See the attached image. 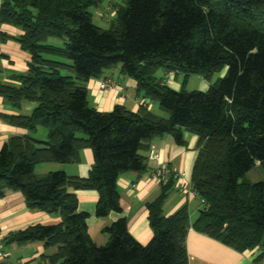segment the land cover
I'll return each instance as SVG.
<instances>
[{
    "label": "trees",
    "instance_id": "trees-1",
    "mask_svg": "<svg viewBox=\"0 0 264 264\" xmlns=\"http://www.w3.org/2000/svg\"><path fill=\"white\" fill-rule=\"evenodd\" d=\"M102 1L1 0L0 26L18 34L0 31V43L16 42L29 61L26 73L0 81V98L16 110L33 105L27 116L2 119L30 133L44 128L47 139L9 138L0 149V188L61 219L29 226L11 240L55 246L47 264H188V210L162 211L173 179L147 205L152 239L145 246L120 219L103 230L108 242L97 247L88 214L78 212L69 191L95 190L97 218L120 213L117 180L146 169L145 144L167 135L184 146L187 132L199 139L191 185L204 201L192 229L239 253L259 248L254 262L264 261V181L244 180L256 164L264 170V0H124L109 29L96 26L89 12ZM5 58L0 54V62ZM116 66L167 118L143 107L133 113L117 105L101 113L89 106L85 83ZM158 71L182 75L181 89L162 83ZM192 75L209 84L207 91L184 89ZM85 148L94 159L87 178L34 174L37 164L78 163Z\"/></svg>",
    "mask_w": 264,
    "mask_h": 264
},
{
    "label": "crops",
    "instance_id": "crops-1",
    "mask_svg": "<svg viewBox=\"0 0 264 264\" xmlns=\"http://www.w3.org/2000/svg\"><path fill=\"white\" fill-rule=\"evenodd\" d=\"M0 31L12 37L18 34V30L8 25H1ZM0 54L6 56L0 62L2 67L0 81L7 83L10 74L16 72L14 65L27 66L29 55L21 51L18 44L11 40L0 43ZM9 65L13 68L12 70H9ZM159 72L155 76L162 83L174 91L181 89V75ZM106 83L110 85L102 88V85ZM201 86L202 91H206L209 84L203 80ZM85 88L89 106L98 112L107 113L115 106L122 105L133 113L143 107L157 117L167 118L158 103L140 93L137 90V83L123 76L118 66L104 70L97 79H90L85 83ZM32 108V104L24 103L20 110H16L0 98V149L13 136L29 135L36 140L46 141L47 131L44 128H38L36 132L30 133L2 119L3 115L27 116ZM183 138L184 146L177 145L172 137L167 135L145 144L140 155L146 159V169L141 173L122 174L117 180L120 213H110L104 218H97L95 207L98 193L95 190H69L77 198L78 212L88 214L86 225L90 238L97 247L105 246L109 237L103 230L117 220L124 219L130 235L141 245H147L152 239L147 205L159 197L169 180H157L153 177V172L160 166H168L178 174H185V177L171 181V188L168 190L162 211L165 216H170L183 207L188 210L190 224L186 236L188 264H264V261L254 262L261 254L259 248L239 253L192 229V225L203 209L201 199L193 191L191 185L192 169L199 152V139L196 135L187 132L183 134ZM151 152L158 155V160L148 159ZM93 163L91 149L85 148L80 151L78 163L37 164L34 167V174L37 177H43L51 172H64L69 177L87 178ZM0 192V236L3 238L1 246L3 256L0 258V264H47L48 257L56 253L55 246L48 247L45 242L41 241L17 243L11 240L10 236L33 225H56L61 220L60 216L28 207L20 192L5 187H1Z\"/></svg>",
    "mask_w": 264,
    "mask_h": 264
},
{
    "label": "rangeland",
    "instance_id": "rangeland-1",
    "mask_svg": "<svg viewBox=\"0 0 264 264\" xmlns=\"http://www.w3.org/2000/svg\"><path fill=\"white\" fill-rule=\"evenodd\" d=\"M123 5H124V0H103L98 7L89 8V12L92 15L93 23L102 29H109L111 21H113L115 18L116 10ZM48 43L58 47L64 46V41L60 39H49ZM10 66L11 65H9L8 68H10ZM14 67L16 72L14 73L12 72L11 74H24L28 70V67L23 65H16V66L14 65ZM12 69L13 68H10L9 70ZM158 73L160 72L158 71ZM65 74H67L65 71H61V75H65ZM224 74L222 73L220 75L214 76L212 79V83L216 81L217 78L223 77ZM182 81H183V76L181 75L180 83H183ZM201 81H203V79L200 76L192 75L189 77V80L185 84L184 89L187 92H191V91L205 92L202 91ZM244 180L251 184L264 181V170L262 169V167L256 164L249 172L246 173V175L244 176Z\"/></svg>",
    "mask_w": 264,
    "mask_h": 264
},
{
    "label": "built area",
    "instance_id": "built-area-1",
    "mask_svg": "<svg viewBox=\"0 0 264 264\" xmlns=\"http://www.w3.org/2000/svg\"><path fill=\"white\" fill-rule=\"evenodd\" d=\"M110 84L106 83L102 85V88H107ZM149 160H158V155L155 152H151V154L148 157ZM153 177L157 180H168V179H173V180H178L181 177H185V174H178L175 171H173L171 168L168 166H160L159 168L155 169L153 172ZM202 205H204V201L201 200ZM3 243V238L0 236V258H2L3 254L1 251V246Z\"/></svg>",
    "mask_w": 264,
    "mask_h": 264
}]
</instances>
